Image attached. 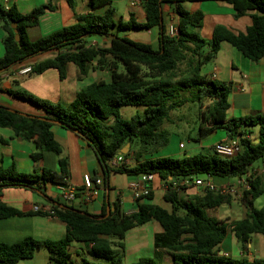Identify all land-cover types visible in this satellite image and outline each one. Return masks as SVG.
I'll list each match as a JSON object with an SVG mask.
<instances>
[{
  "label": "trees",
  "instance_id": "trees-1",
  "mask_svg": "<svg viewBox=\"0 0 264 264\" xmlns=\"http://www.w3.org/2000/svg\"><path fill=\"white\" fill-rule=\"evenodd\" d=\"M141 1L144 23H138L132 14L126 22H115L111 7L113 0H88L90 12L77 17L74 24L34 42L28 39L27 29L37 26L39 18L52 7L41 6L21 15L15 7L5 9L0 4V24L4 30L0 77L15 65L51 51H55L56 56L33 65L30 75L55 70L59 79L64 80L68 64L76 67L79 80L86 78L91 71H107L109 74V81H95L80 89L67 107L52 105L23 91L6 92L40 108L45 116L27 115L0 106V127L10 128L16 138L33 144L30 158L35 164L34 171L28 174L19 173L14 166L5 169L0 165V191L8 187H24L46 198L39 189L40 185H66L68 160L61 156V147L51 132V127L57 124L87 143L101 169L104 188L108 189L111 173L136 178L151 175L152 182H159L166 188L163 201L169 209L150 203L152 192L137 200L147 202L138 204L137 211L131 214L121 212L116 202L109 214L107 205H103L99 215H91L47 198L55 203L51 208L52 214L48 216L65 225V238L56 242L27 238L14 244L0 243V264L30 260L39 249L48 252L51 264H74L69 252L72 243L86 246L81 251L100 261L98 264H122L125 234L152 220L162 228V233L154 237V247L169 251L172 264H264L259 259L249 262L218 256L214 251L227 232L235 235L243 249H246L251 235L264 233V206L259 210L253 207V202L264 191V176L255 178L250 190L240 198L246 212L243 219L236 221L219 220L208 213L230 203L229 195L207 191L182 199L178 194V191L188 189L178 186L184 178H241L257 161L264 159V116L257 114L227 120L231 86L206 80L201 73L203 67L215 59L222 43L235 48L250 62L256 63L264 57V0ZM195 2L229 5L234 18L248 16L251 25L244 33L217 26L211 38L204 39L198 34L203 13H191L183 7L185 3ZM163 4L173 7L177 15L178 36L175 38L167 34ZM100 8L105 10L94 12ZM12 23L16 24L18 41L11 28ZM152 29L157 31L156 47L120 36L131 30ZM92 37L109 38V44L101 47L89 45L87 40ZM205 101L209 102L206 106L203 105ZM187 103H197L200 109V136L222 131L227 139L239 138L240 152L232 158H224L207 149L180 159H145V156L158 153L168 145L170 133L164 125L171 123L173 111ZM123 107H142L143 113L125 120L119 114ZM256 127V136L252 138ZM127 144L130 147L122 155L124 162L118 167L111 166ZM45 152L58 157V172L38 168ZM129 157H132L133 164L127 162ZM15 216H21V213L0 201V220ZM81 264L89 262L83 260ZM135 264L155 262L143 258Z\"/></svg>",
  "mask_w": 264,
  "mask_h": 264
},
{
  "label": "crops",
  "instance_id": "crops-1",
  "mask_svg": "<svg viewBox=\"0 0 264 264\" xmlns=\"http://www.w3.org/2000/svg\"><path fill=\"white\" fill-rule=\"evenodd\" d=\"M0 4L4 8L15 7L21 15H27L41 6L50 5L52 7V10L46 11L39 18L37 26L27 29V36L31 42L74 24L77 17L91 11L88 0H0ZM111 7L114 10V16H120V21H128L129 15L132 14L138 23L145 22L141 0H113ZM183 7L191 13L196 11L203 13V21L198 34L207 40L211 38L213 30L217 26H223L234 33H244L251 25V19L248 16L239 19L234 18L232 8L224 3L195 2L185 3ZM104 10V8H100L94 10V12L102 13ZM162 13L166 27L169 24L177 27L178 18L173 7L168 6L165 15L162 6ZM120 36L127 38L125 33H121ZM3 37L4 30L2 24H0V58L4 55ZM142 38L144 41L129 40L150 44L153 47L157 46L156 29L146 31V36ZM87 41L92 46L102 44L101 39L97 37L89 38ZM55 56V51L36 56L15 65L7 73L3 74L0 77V106L23 114L44 117L45 113L40 108L13 98L6 92L11 90L23 91L48 101L52 105L67 107L75 99L80 89L94 82L93 80L96 78L94 75L97 72L109 75L107 71H91L86 78L79 80L76 67L72 64L66 66V78L64 80L59 79L55 70H49L39 75H30V73L28 75H17L18 69L25 66L33 67V65ZM201 73L206 80H214L231 86V93L228 96L227 120L257 114L264 116V57L253 63L245 59L229 44L222 43L215 59L203 67ZM51 132L55 141L61 147V156L68 160L69 178L66 181V185L57 186L50 183L40 185L39 189L46 198L37 191L24 187L2 189L0 191V201L21 213V216L0 220V243L2 244H14L27 238L53 242L65 238L67 233L65 225L45 213L34 212L33 208L35 206H39L45 211L51 210L56 203L61 206H71L76 210L84 211L91 215H99L103 205H107V202L113 205L116 202L119 204L121 212L131 214L137 211L138 204L147 202L135 200L129 188V185L135 182L138 177L111 173L108 178V189L104 188L101 169L87 143L57 124L51 127ZM215 135L217 136L215 140L206 145H199L200 149L207 150L213 144L227 139L224 132L219 136ZM179 144L173 150L166 151L165 147L159 150L158 153L145 156L144 158L176 157L180 154L178 152L180 149ZM126 149L129 148L127 147ZM33 151V144L16 138L10 128L0 127V165L3 168L7 169L14 166L19 173H32L35 164L31 161L30 155ZM57 162L58 157L45 152L37 166L38 168L43 167L58 172ZM85 175L102 182V185L99 188L97 187V196L89 204L84 203L82 194L83 176ZM213 182L216 186H224L233 184L235 181L234 179H214ZM62 187H72L76 192L75 200L64 203L60 199V188ZM149 187L153 197L150 203L169 209V206L163 201L166 188L156 181L151 182ZM195 190V188H188L184 191H178V194L180 197L181 193H187L190 196ZM195 193L197 194L198 192L195 191ZM47 198L55 203H52ZM245 212L244 209L242 219L245 217ZM219 220L234 221L227 218ZM160 233H162V228L153 220L143 226L129 230L124 237L125 248L122 264H135L143 258L152 259L155 264H172L173 259L169 251L164 249L156 250L154 247V237ZM69 249H72L77 256H84L81 249L85 250L86 246L72 243ZM214 251L218 256L231 259H246L249 262L255 259L264 261V233L251 235L246 244V249H243L235 235L227 232L223 242ZM28 261H31V264H51L49 262V254L45 249L37 250L34 257ZM22 262L20 261L17 264ZM87 262L89 264L100 263V261L96 260Z\"/></svg>",
  "mask_w": 264,
  "mask_h": 264
},
{
  "label": "rangeland",
  "instance_id": "rangeland-1",
  "mask_svg": "<svg viewBox=\"0 0 264 264\" xmlns=\"http://www.w3.org/2000/svg\"><path fill=\"white\" fill-rule=\"evenodd\" d=\"M162 6L164 9V14L166 15V11L169 5L163 4ZM114 20L115 22L120 21V16L115 15ZM124 33L127 34L128 39H131L133 41H144L142 37L146 36L145 30H131ZM98 39H101L102 42V44L99 45V47L108 46L109 38L98 37ZM120 71H122V69H120ZM90 76L92 75L90 74ZM94 77H96L95 80H93L94 82L101 79H103L104 81H109V76H107L105 73L101 74L97 72L94 75ZM208 104H209L208 101H205L203 103L204 106ZM199 112L200 109L198 108L197 103L196 104L187 103L171 113L170 115L171 123L164 125V128L168 130V132L170 133L169 142L168 145L166 146V151L175 149L176 147H178L179 143L183 145V148L179 149L178 151L180 154L176 157H171V158L180 159L183 158L184 156H193L198 153H202L204 150L200 149L199 145H203V144L206 145L207 143H210L212 140H215L217 138L215 134H217L218 136L222 134V131L221 132L217 131L214 134L200 136L198 130ZM142 113H143L142 107H123L119 109L120 116L125 120H129L133 115L142 114ZM253 131L254 132H252L251 137L255 138L257 127L253 128ZM132 149L134 150L136 149V147H132ZM127 162L130 164L134 163L132 157H129L127 159ZM259 166H260V161H257L253 165L254 168H258ZM200 177L203 178L204 176H200ZM195 191H193L191 194H196ZM181 194H182L181 195L182 199H185L187 198V196H189V194L187 193H186L187 195L185 193L184 194L181 193ZM230 197H231L230 203L224 204L214 211H209L208 212L209 216L215 217L217 219L227 218L234 221L242 219L244 215V207L239 202L240 197L237 196H230ZM263 206H264V191L262 195L253 202V207L257 210L261 209ZM69 251L72 253V260L75 264H81L83 260L95 261L87 255L86 251L84 253V256H77L75 253H73L72 249H69ZM30 262L31 261L25 260L21 264H31Z\"/></svg>",
  "mask_w": 264,
  "mask_h": 264
},
{
  "label": "built area",
  "instance_id": "built-area-1",
  "mask_svg": "<svg viewBox=\"0 0 264 264\" xmlns=\"http://www.w3.org/2000/svg\"><path fill=\"white\" fill-rule=\"evenodd\" d=\"M6 2V1H5ZM8 9V8H5ZM167 34L171 38H175L178 36L177 27L169 24L167 27ZM31 72V67L25 66L17 70V75H28ZM179 148L182 149L183 145L179 144ZM209 150L216 153L217 155L224 158H232L236 156L240 152V144L239 138L226 139L223 141H219L213 144ZM122 155L117 154V156L113 159L111 166L118 167L123 163ZM264 176V159L260 161V166L258 168L252 167L250 172L247 175L241 178H235L233 184H227L224 186H216L213 182V179L210 176L201 177H191L184 178L179 182L180 187L185 188H195L196 190H200L198 193L203 192H212L218 195H229V196H237L242 197L244 192L250 190L251 182L259 177ZM153 181V177L151 175H142L139 176L138 179L129 185L133 193V198L135 200L141 199L143 196L149 194L151 189H149V184ZM102 185V182L98 179L93 180V178L89 175L83 176V184H82V194L83 201L86 204L93 202L95 197L97 196V187L99 188ZM264 188V186H263ZM76 192L72 187H62L60 188V199L66 203L75 200ZM34 212L37 213H45L47 215H51V210L43 211L41 207L35 206L33 208Z\"/></svg>",
  "mask_w": 264,
  "mask_h": 264
},
{
  "label": "water",
  "instance_id": "water-1",
  "mask_svg": "<svg viewBox=\"0 0 264 264\" xmlns=\"http://www.w3.org/2000/svg\"><path fill=\"white\" fill-rule=\"evenodd\" d=\"M11 28L13 29V32H14V34H15V40L18 41V40H19V37H18V35H17L16 24H15V23H12V24H11ZM127 147H129L128 144H127L126 147H125L123 150H121L118 154H119V155H123V154H125V153L127 152V149H126ZM112 207H113V205H112V204H109V203L107 202V214H109L110 211H113Z\"/></svg>",
  "mask_w": 264,
  "mask_h": 264
}]
</instances>
